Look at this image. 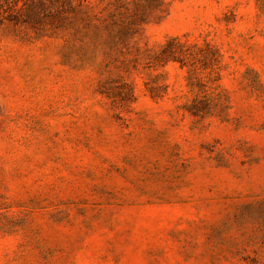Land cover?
Returning a JSON list of instances; mask_svg holds the SVG:
<instances>
[{
	"label": "rangeland",
	"instance_id": "rangeland-1",
	"mask_svg": "<svg viewBox=\"0 0 264 264\" xmlns=\"http://www.w3.org/2000/svg\"><path fill=\"white\" fill-rule=\"evenodd\" d=\"M31 1L0 0V264H264V0Z\"/></svg>",
	"mask_w": 264,
	"mask_h": 264
},
{
	"label": "trees",
	"instance_id": "trees-1",
	"mask_svg": "<svg viewBox=\"0 0 264 264\" xmlns=\"http://www.w3.org/2000/svg\"><path fill=\"white\" fill-rule=\"evenodd\" d=\"M16 1V0H15ZM48 0H32V4L28 5V8L23 9L26 12L27 18L35 19L41 14V10H47L48 8L53 10L55 7L63 6L64 3H69L70 0H50L51 5L48 8L42 9V7L47 6ZM18 10V14L21 16V11ZM56 10V9H55Z\"/></svg>",
	"mask_w": 264,
	"mask_h": 264
}]
</instances>
